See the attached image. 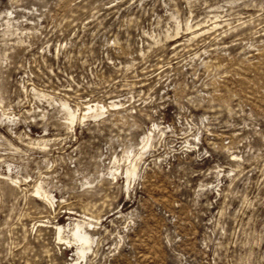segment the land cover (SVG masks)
Returning a JSON list of instances; mask_svg holds the SVG:
<instances>
[{
  "label": "rangeland",
  "instance_id": "1",
  "mask_svg": "<svg viewBox=\"0 0 264 264\" xmlns=\"http://www.w3.org/2000/svg\"><path fill=\"white\" fill-rule=\"evenodd\" d=\"M0 264H264V0H0Z\"/></svg>",
  "mask_w": 264,
  "mask_h": 264
},
{
  "label": "bare ground",
  "instance_id": "2",
  "mask_svg": "<svg viewBox=\"0 0 264 264\" xmlns=\"http://www.w3.org/2000/svg\"><path fill=\"white\" fill-rule=\"evenodd\" d=\"M97 106H98L97 104L96 105L92 104V105L89 106V109L93 110V109L97 108ZM104 108H105L104 106L101 107V109H104ZM71 115L73 116V114H71ZM133 167H134L133 169H131V170L128 169L127 170L128 175H131V174H133L135 172V167L136 166H133ZM37 192H38V190H37ZM61 229H62V227L58 226L59 232L61 231ZM72 233H73L74 237H76V239H77V241L79 243V246L77 247L79 252L80 253H84L85 250L87 248H89V242L91 241V237L89 236V234L87 233L86 230H83V227H82V225L80 223H76L75 227L72 229Z\"/></svg>",
  "mask_w": 264,
  "mask_h": 264
}]
</instances>
